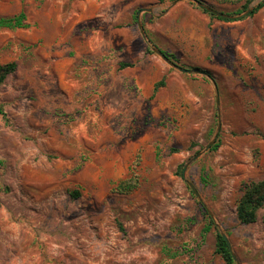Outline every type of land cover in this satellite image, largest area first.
<instances>
[{"label":"rangeland","instance_id":"obj_1","mask_svg":"<svg viewBox=\"0 0 264 264\" xmlns=\"http://www.w3.org/2000/svg\"><path fill=\"white\" fill-rule=\"evenodd\" d=\"M200 1L237 16L262 0ZM250 12L0 0V17L24 15L0 26V66L15 64L0 82V264H227L219 231L240 264H264V211L236 218L264 179V7Z\"/></svg>","mask_w":264,"mask_h":264},{"label":"trees","instance_id":"obj_2","mask_svg":"<svg viewBox=\"0 0 264 264\" xmlns=\"http://www.w3.org/2000/svg\"><path fill=\"white\" fill-rule=\"evenodd\" d=\"M264 7V0L259 2L254 8H252L250 14H253L258 9ZM23 14L12 17H0V26L3 27H20L22 26ZM169 57L170 55H167ZM171 57V56H170ZM15 69L14 63H8L0 66V82L6 77L7 74L11 73ZM0 113L2 108L0 105ZM218 145L214 144L211 149H215ZM122 189L130 190L135 187V184H130V181H126L124 184H120ZM259 210L264 211V179L260 181H250L246 184L242 195L240 196L236 206V218L241 224H250L256 221L257 213ZM207 213V212H206ZM208 214V213H207ZM209 222L212 220L209 216ZM262 224L264 226V212L262 216ZM209 225V224H208ZM209 226H205L203 231H208ZM216 253H218L227 264H233L229 248L220 235L216 233Z\"/></svg>","mask_w":264,"mask_h":264},{"label":"water","instance_id":"obj_3","mask_svg":"<svg viewBox=\"0 0 264 264\" xmlns=\"http://www.w3.org/2000/svg\"><path fill=\"white\" fill-rule=\"evenodd\" d=\"M191 1L194 2V3H195L197 6H199L200 8H202L203 10L209 12L210 14H212V15H214V16H216V17H219V18H223V19H229V20L238 19V18H240V17H242V16L247 15V14L251 11V8H247V10H246L243 14H241V15H237V16H232V15H228V14L222 13V12H220V11H217V10L213 9L212 7H210V6H207L206 4H204L203 2H201L200 0H191ZM141 11L151 12L152 10H151V9H142V10L139 11V13H140ZM153 50H154V52H155L158 56H160V58H161L164 62H166V63H167L168 65H170L171 67H173V68L179 70L180 72H185V73H191V72H192V70H189V69H186V68L180 67V66H178L177 64H175L174 62H172V61L166 56V54H165L164 52H162L161 50H159V49H157V48H153ZM193 72H195V73H200V74H202V75L208 77V78L212 81V83H213V85H214V87H215V90H216V85H215L213 79H212L208 74H206V73H204V72H202V71H198V70H194ZM212 142H213V140H212L211 142H209V143L205 146V150H207V149L211 146ZM198 156H199V153H198L197 155H195V156H194V157H193V158H192L187 164L184 165L183 170H182V173H183V174H184V172H185V170H186L188 164H189L190 162L194 161ZM187 184H188L190 190L192 191V193H193V194H194V195L200 200V198H199V194H198L197 190L195 189V187H194L190 182H188V181H187ZM219 233H220V235L223 237V239L225 240V242H226V244H227V246H228V248H229V251H230V254H231V257H232L233 261H234L236 264H240L239 261L237 260V258L235 257V255L233 254V252L231 251V249H230V245H229V242H228L226 236L224 235V233H222L221 231H219Z\"/></svg>","mask_w":264,"mask_h":264}]
</instances>
